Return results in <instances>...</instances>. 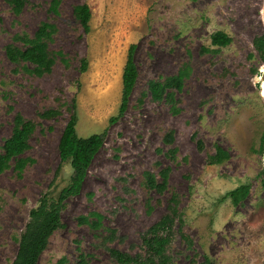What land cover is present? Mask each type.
Listing matches in <instances>:
<instances>
[{
    "label": "rangeland",
    "instance_id": "rangeland-1",
    "mask_svg": "<svg viewBox=\"0 0 264 264\" xmlns=\"http://www.w3.org/2000/svg\"><path fill=\"white\" fill-rule=\"evenodd\" d=\"M83 3L92 10L89 32L74 14ZM51 4L27 0L16 12L0 0V149L16 115L36 123L22 173H0V264L15 259L40 198L57 197L70 182L59 141L75 97L78 134L107 135L37 264H77L81 254L89 264H119L109 248L146 255L142 236L173 198L171 264H264V59L255 45L264 35V0H60L58 12ZM43 22L56 26L49 48L63 58L39 75L29 62H12L6 46L24 47L18 36H33ZM218 31L231 43L213 45ZM132 43L137 81L112 123ZM183 68L174 103L154 99L150 80ZM218 147L228 157L212 163ZM164 170V191L148 187L146 173L161 182ZM242 184L250 191L234 205L227 193ZM93 211L103 215L97 230L79 220Z\"/></svg>",
    "mask_w": 264,
    "mask_h": 264
},
{
    "label": "trees",
    "instance_id": "trees-1",
    "mask_svg": "<svg viewBox=\"0 0 264 264\" xmlns=\"http://www.w3.org/2000/svg\"><path fill=\"white\" fill-rule=\"evenodd\" d=\"M16 12H20L27 0H8ZM60 0H52L51 10L58 12ZM74 14L80 20L85 31L91 29L90 20L92 10L87 3L74 6ZM56 32V26L50 22H43L33 36L27 34L18 36L24 44L20 47L14 44L6 46L7 57L12 62H29L34 65V72L42 75L50 72L58 57L63 58L62 51H52L49 48V41L52 40ZM232 38L223 31L215 32L212 35V44L219 47L231 43ZM255 45L264 59V35L257 37ZM136 44L132 43L128 49L127 61L124 67L122 82V97L118 113L110 117V122H115L122 117L128 109L131 94L135 87L138 68L134 58ZM88 68V59L82 60V71ZM184 68L176 75L169 76L165 80H150L149 91L154 99H166L174 103L173 90L181 89L184 77L187 75ZM55 113V112H54ZM77 102L73 99V111L68 120L60 141L59 152L61 166L63 163H70L73 173L70 182L64 186L57 197L44 194L40 198L38 206L30 211V218L19 239V247L15 259L11 264H37L38 260L47 248L51 235L64 226L62 210L66 200L81 191L83 181L87 174L89 165L94 156L103 147L107 135V130L101 133H93L89 136H80L77 132ZM36 129V123L25 119L21 114L14 119L13 131L7 137L0 149V173L9 167H13L18 174H21L26 164L31 160L24 154L30 148V137ZM169 141L172 136H168ZM228 157V153L218 147L216 154L212 157V163L222 162ZM13 164V166H12ZM163 181H159L151 172L146 173L148 187L158 192H163L167 186V170L162 172ZM249 184H242L227 193L234 205H238L248 195ZM169 205L168 211L155 223H153L143 234L142 241L146 255H131L128 252L117 248H109L111 256L119 264L141 263V264H171L172 257L168 253L174 233L176 217L178 215L176 202ZM93 216V217H92ZM103 215L93 211L89 215H81L79 220L83 224L89 225L94 230L102 226ZM114 233V231H112ZM77 264H89L84 254L80 255Z\"/></svg>",
    "mask_w": 264,
    "mask_h": 264
},
{
    "label": "bare ground",
    "instance_id": "bare-ground-1",
    "mask_svg": "<svg viewBox=\"0 0 264 264\" xmlns=\"http://www.w3.org/2000/svg\"><path fill=\"white\" fill-rule=\"evenodd\" d=\"M261 94L264 96V85L261 87Z\"/></svg>",
    "mask_w": 264,
    "mask_h": 264
},
{
    "label": "water",
    "instance_id": "water-1",
    "mask_svg": "<svg viewBox=\"0 0 264 264\" xmlns=\"http://www.w3.org/2000/svg\"><path fill=\"white\" fill-rule=\"evenodd\" d=\"M262 85H264V78H263V81H262V84H261V87H262ZM262 95V94H261ZM262 98H263V100H264V96L262 95Z\"/></svg>",
    "mask_w": 264,
    "mask_h": 264
}]
</instances>
